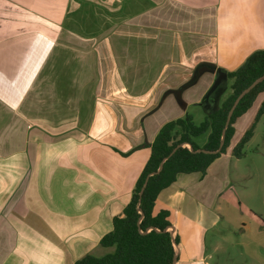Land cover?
Returning <instances> with one entry per match:
<instances>
[{
    "label": "crops",
    "instance_id": "obj_1",
    "mask_svg": "<svg viewBox=\"0 0 264 264\" xmlns=\"http://www.w3.org/2000/svg\"><path fill=\"white\" fill-rule=\"evenodd\" d=\"M257 51L264 0H0V264H75L96 249L162 127L205 121ZM263 102L237 120L233 146ZM245 148L159 194L176 264H263V205L230 193Z\"/></svg>",
    "mask_w": 264,
    "mask_h": 264
},
{
    "label": "trees",
    "instance_id": "obj_2",
    "mask_svg": "<svg viewBox=\"0 0 264 264\" xmlns=\"http://www.w3.org/2000/svg\"><path fill=\"white\" fill-rule=\"evenodd\" d=\"M228 77L234 79L231 86L232 94L205 121L197 125L191 116H187L185 119L169 122L162 127L150 146L151 156L136 182L131 200L124 208L123 215L113 218L112 231L100 240V246L110 251L101 257L87 254L78 259L75 264L173 263L176 256L175 245L179 243V238H173L169 230L170 212L161 211L154 214L156 200L159 194L175 183L180 175L205 174L210 165L221 155L226 154L230 148L234 157L240 159L244 156V148L254 134V125L233 146L236 122L264 93V80L245 95L237 106L227 129L221 152L206 154L197 153V151L218 150L227 116L234 102L257 79L264 77V51L251 54L244 65L237 71L229 73ZM263 114L264 102L255 121L259 120ZM206 133H208L207 143L203 147L198 146L194 139ZM185 145H190L192 149ZM175 149L177 150L171 156ZM162 163L163 169L157 173ZM143 189L144 192L140 196Z\"/></svg>",
    "mask_w": 264,
    "mask_h": 264
},
{
    "label": "rangeland",
    "instance_id": "obj_3",
    "mask_svg": "<svg viewBox=\"0 0 264 264\" xmlns=\"http://www.w3.org/2000/svg\"><path fill=\"white\" fill-rule=\"evenodd\" d=\"M254 134L252 141L249 142L245 148L246 157L239 161V167L236 169L238 172L243 174L240 181L236 180V170L233 169V181L230 187V193H239L243 196V201L248 202L249 205L255 207H262V213L264 214V114L260 116L259 120L254 121ZM208 133L200 136L197 142L201 146L207 143ZM187 147V146H186ZM189 148V147H188ZM234 165L238 164L236 160H233ZM264 243V237H263ZM106 249L102 248L100 245L96 249L89 252L97 257L105 255ZM249 257H252V250L247 251ZM263 256L257 257V259L264 264V249ZM245 264H253L251 259L247 258Z\"/></svg>",
    "mask_w": 264,
    "mask_h": 264
},
{
    "label": "water",
    "instance_id": "obj_4",
    "mask_svg": "<svg viewBox=\"0 0 264 264\" xmlns=\"http://www.w3.org/2000/svg\"><path fill=\"white\" fill-rule=\"evenodd\" d=\"M227 75L226 74H222L220 71L218 72V77H217V80L216 82L214 83L213 87L211 88V90L208 92L205 100H204V108H208V113H210L213 109V105L214 103L213 102H210V99L211 97L213 96V93L216 91V89L224 84L225 87H226V84H227ZM264 80V77L260 78V79H257L249 88H247L245 91H243L239 96L238 98L236 99V101L234 102L231 110L229 111L228 113V116H227V120H226V124H225V128L223 129V132H222V139H221V144H220V147L218 148V150H215V151H208V150H203V149H200L197 151V153H206V154H219L224 146V142H225V138H226V132H227V129L229 128L230 126V123H231V119L233 117V114L237 108V106L239 105V103L241 102V100L245 97V95H247L251 90H253L261 81ZM222 92L219 93V95L217 96V98L215 99L216 101V104L218 103V100L221 96ZM213 103V104H212ZM219 108L217 107L215 111H217ZM189 148L192 149V147L189 145ZM177 149L174 150V152L171 154V156L175 153ZM163 169V163L161 164L160 166V169L157 173H160ZM151 177V175L147 178L146 180V183H145V186L147 185L148 181H149V178ZM144 192V189L141 191L140 193V196H142ZM177 262V256H175L174 258V261L172 264H176Z\"/></svg>",
    "mask_w": 264,
    "mask_h": 264
}]
</instances>
